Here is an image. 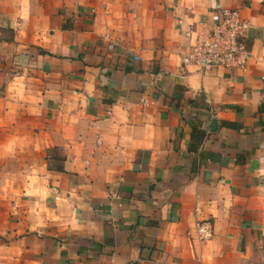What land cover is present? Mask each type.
Returning <instances> with one entry per match:
<instances>
[{
  "label": "crops",
  "instance_id": "crops-1",
  "mask_svg": "<svg viewBox=\"0 0 264 264\" xmlns=\"http://www.w3.org/2000/svg\"><path fill=\"white\" fill-rule=\"evenodd\" d=\"M222 10L250 26L247 69L184 66ZM196 125L206 138L192 152ZM53 149L63 173L49 168ZM5 162L0 264L253 258L264 245V0H0ZM205 221L214 238L201 243Z\"/></svg>",
  "mask_w": 264,
  "mask_h": 264
},
{
  "label": "built area",
  "instance_id": "built-area-1",
  "mask_svg": "<svg viewBox=\"0 0 264 264\" xmlns=\"http://www.w3.org/2000/svg\"><path fill=\"white\" fill-rule=\"evenodd\" d=\"M222 15V21L184 56V66L207 71L247 69L250 53L244 39L250 26L237 11L222 10ZM196 233L201 243H208L214 238V226L210 221L201 222L197 225Z\"/></svg>",
  "mask_w": 264,
  "mask_h": 264
},
{
  "label": "trees",
  "instance_id": "trees-1",
  "mask_svg": "<svg viewBox=\"0 0 264 264\" xmlns=\"http://www.w3.org/2000/svg\"><path fill=\"white\" fill-rule=\"evenodd\" d=\"M193 104V102H192ZM193 143L191 146L192 152H197L206 138V132L202 129H198L197 125L193 128ZM65 157L59 152V150L53 149L48 153V163L50 170L57 171L60 173L65 172L64 163Z\"/></svg>",
  "mask_w": 264,
  "mask_h": 264
},
{
  "label": "rangeland",
  "instance_id": "rangeland-1",
  "mask_svg": "<svg viewBox=\"0 0 264 264\" xmlns=\"http://www.w3.org/2000/svg\"><path fill=\"white\" fill-rule=\"evenodd\" d=\"M10 168L9 162L0 163V187H7L10 184V180L5 177V174ZM242 264H264V245L262 248L256 252L253 258L249 260H244Z\"/></svg>",
  "mask_w": 264,
  "mask_h": 264
},
{
  "label": "water",
  "instance_id": "water-1",
  "mask_svg": "<svg viewBox=\"0 0 264 264\" xmlns=\"http://www.w3.org/2000/svg\"><path fill=\"white\" fill-rule=\"evenodd\" d=\"M214 126H216V122H214V124H213ZM215 129V128H214Z\"/></svg>",
  "mask_w": 264,
  "mask_h": 264
}]
</instances>
